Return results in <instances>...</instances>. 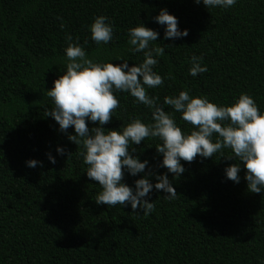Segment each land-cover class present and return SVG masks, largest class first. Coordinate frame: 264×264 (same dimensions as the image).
<instances>
[{
	"label": "trees",
	"instance_id": "1",
	"mask_svg": "<svg viewBox=\"0 0 264 264\" xmlns=\"http://www.w3.org/2000/svg\"><path fill=\"white\" fill-rule=\"evenodd\" d=\"M161 8L186 37L163 39V26L152 20ZM99 15L112 21L107 45L90 39L88 26ZM140 23L168 46L153 66L167 78L148 89L165 111L172 112L165 96L188 90L221 106L245 93L264 112V0L208 10L193 0H0V264H264V193L247 191L243 165L238 184L225 178V167L238 162L227 159L230 149L181 161L179 178L167 173L176 198L165 200L154 189L153 211L136 215L130 206L95 203L102 189L84 174L82 145L67 139L73 128L62 133L44 116L53 107L46 91L66 70L68 43L80 44L94 63L118 64L119 57L131 67L143 55L129 51L127 31ZM193 55L208 69L196 77L188 75ZM117 98L114 117L102 127L120 130L134 118L151 123L148 108L127 93ZM172 114L182 132L192 130ZM159 143L149 137L132 145L156 174L167 171L157 167ZM57 146L72 155H57ZM33 159L42 166L27 167ZM140 175L125 174L122 182L134 187Z\"/></svg>",
	"mask_w": 264,
	"mask_h": 264
},
{
	"label": "clouds",
	"instance_id": "2",
	"mask_svg": "<svg viewBox=\"0 0 264 264\" xmlns=\"http://www.w3.org/2000/svg\"><path fill=\"white\" fill-rule=\"evenodd\" d=\"M206 9H229L237 0H193ZM163 26V39H181L188 35L187 29L178 28V20L161 8L152 18ZM90 39L97 45H107L113 39L112 21L104 16H96L88 26ZM159 33L145 27L142 23L129 28L127 44L133 54L142 53L141 63L129 67L128 61L117 57L113 62L94 63L87 58L80 44L68 43L64 49L66 70L53 86L47 90L53 107L45 110L44 116L51 117L60 132L70 126L74 135H67L73 144L82 145L83 163L87 166L86 177L98 183L101 191L95 198L97 205L120 209L130 206L133 214L148 215L154 209L149 202L155 189L162 191L165 200H174L177 193L167 173L179 178L185 171L181 161L192 162L194 158H210L222 148L230 149L232 156L228 160L238 161L224 169L227 180L238 184L241 177V165L245 169L243 179L247 182L250 193H264V112L258 109L251 96L241 93L229 106L217 105L203 96H190L188 90H182L175 96H165L163 105L170 106L167 112L158 102V97L148 94V89L163 85L167 77H161L155 71L156 57L165 55L167 45L157 44ZM66 39L72 40L69 36ZM87 43V41H85ZM188 75L196 77L207 72L202 56H190ZM127 93L134 102L142 104L151 112V123H144L138 118L132 119L120 130H108L102 127L114 117L119 107L118 94ZM173 112L180 114V119L192 126L190 132H182L173 118ZM86 120L96 126L89 128ZM213 134L216 139L213 142ZM158 138L161 143L155 146L157 155L162 159L157 167L166 169V173L156 174L151 171L148 160L140 161L132 145H140L145 138ZM57 155H72L60 146L55 148ZM47 160L55 164L51 154ZM67 160V159H66ZM29 168L42 166L40 161L28 160ZM146 167L148 171L145 172ZM127 174L139 179L134 180V187L123 183ZM150 177L157 182L151 183ZM172 178V179H173Z\"/></svg>",
	"mask_w": 264,
	"mask_h": 264
}]
</instances>
